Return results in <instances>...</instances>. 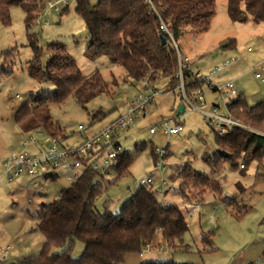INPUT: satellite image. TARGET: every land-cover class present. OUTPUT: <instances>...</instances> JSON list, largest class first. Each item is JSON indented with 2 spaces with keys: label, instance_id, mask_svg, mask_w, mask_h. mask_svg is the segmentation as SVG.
Listing matches in <instances>:
<instances>
[{
  "label": "rangeland",
  "instance_id": "374dc122",
  "mask_svg": "<svg viewBox=\"0 0 264 264\" xmlns=\"http://www.w3.org/2000/svg\"><path fill=\"white\" fill-rule=\"evenodd\" d=\"M97 1L91 0L92 3ZM67 6L63 14L62 9L45 14L42 9L29 31L36 35L42 48L41 64L47 63L51 45H64L83 74L90 75L98 70L107 85V91L84 106L74 96L49 105L52 120L66 137L61 142L71 145L80 142L84 134L93 128L122 113L126 100L132 98L142 83L129 78L121 65L112 63L106 56L96 59L85 56L88 33L83 20L75 12V0H68ZM24 19L22 8L13 6L10 9V24H0V70L11 67L13 71L10 76L0 77V174L4 159L11 152L22 150L21 143L28 138L14 121L15 110L29 100L31 92L55 88L50 82H40L27 72L33 51L28 45ZM232 41L233 47H223ZM175 42L182 59L188 64V70L198 75H208L226 59L233 57L235 60L213 75L209 85L203 83L201 94L205 103L199 104V109H191L179 88L167 90L168 78L156 82L158 88H164V92L155 98L144 117L137 118L120 134L122 147L133 154L135 160L129 172L119 178L113 180V176H106L107 180L99 179L103 188L96 199V207L101 212L105 209L118 212L140 187L139 180L152 173L155 178L153 190L160 203L177 204L187 219L186 246L172 248L158 234L141 253L128 254L124 264L158 260L178 264H253L264 249V160L252 161L244 173L227 165L213 170L202 157L216 153L215 134L219 128L210 123L200 110H208L212 104L224 107L232 101L235 95L225 94L223 99H216L219 91L211 90V85L219 89L231 80L249 106L264 101V81L255 77L256 72L264 76V24L251 18L244 22L232 21L227 14V0H216V13L209 29L194 32L184 25ZM8 51L12 52L6 60ZM236 64L241 65L238 78L230 74ZM184 95L191 97L192 94L189 96L185 92ZM180 104L184 105V110L177 115ZM100 111L104 113L102 118ZM176 116H179L183 126L178 134L166 137L160 130L153 134L149 132L150 127ZM79 125L84 127L81 133L76 132ZM35 137L39 148L44 149L47 134ZM161 149L166 154L162 159L165 168L160 171L155 168V161L156 150ZM30 152H36V148L30 149ZM186 164L217 179L221 189V195L211 192L205 195L202 202L192 201L199 208L190 215L184 207L190 202L184 204L182 196L177 193L181 167ZM161 179L165 182L163 191L159 192L156 187L160 186ZM41 183L40 187L32 189L26 176L14 182H8L4 175L0 176V262L4 264L35 258L40 252L44 237L37 229V213L41 204L57 199L61 188L68 185L64 175L55 180L44 179ZM188 188L186 193H190ZM230 197H235L231 204L226 201ZM208 232L213 233L211 247L201 241L202 233ZM83 249L82 242L74 241L71 256L77 258ZM62 250L63 247H52L50 253Z\"/></svg>",
  "mask_w": 264,
  "mask_h": 264
},
{
  "label": "trees",
  "instance_id": "16d2710c",
  "mask_svg": "<svg viewBox=\"0 0 264 264\" xmlns=\"http://www.w3.org/2000/svg\"><path fill=\"white\" fill-rule=\"evenodd\" d=\"M46 1L0 0V24H10L11 7L22 8L25 12L28 45L33 51L27 72L38 81L50 82L55 87L52 90L31 92L29 100L15 110V123L24 134L43 129L49 136L62 140L66 137L52 120L49 105L74 96L84 106L107 91V85L98 70L90 75L83 74L64 45H51L47 63L41 64L42 48L36 35L29 31L31 24L42 9L43 14L60 9L63 14L68 8L65 5L44 13ZM151 1L155 11L145 0H98L95 3L91 0H75V12L83 20L89 36L85 56L88 59L106 56L112 63L121 65L127 76L136 82L145 80L156 85L158 80L168 78L166 89L173 90L180 83L177 76L178 56L159 29V17L171 24L175 39L184 25L194 32L206 31L216 13V0ZM227 14L232 21L244 22L251 18L254 22L264 24V0H227ZM162 38L165 43H162ZM227 46L233 47L234 41L223 47ZM11 52L6 53V60ZM182 73L187 95L190 96L196 90L201 91L203 83L197 78V73L189 71L188 67ZM12 74L11 67L0 70V77ZM226 106L234 117L250 129L264 131V101L249 106L246 98L238 92ZM100 112L102 118L104 113ZM250 129L236 127L227 134L216 133V153L213 156L204 155L202 160L215 171L227 165L239 168L241 173L252 161L262 162L264 135ZM134 160L133 154L124 151L119 160L108 168L107 174L85 165L79 179L62 187L57 199L41 204L36 225L44 241L39 254L15 264H124L128 254L141 253L158 234L172 248L186 246L184 235L189 230L186 217L177 204L160 203L153 186L140 185L118 212L108 209L101 212L97 209L96 199L103 188L99 179L108 178V174L113 176V180L119 178L129 172ZM181 168L177 193L182 196L184 203L202 202L205 195L211 192L221 195L217 179L193 170L188 164ZM57 178V175L52 177ZM187 188L190 193H186ZM226 201L231 204L235 197ZM212 236V232L202 233L201 241L211 247ZM77 240L84 244V249L80 256L73 258L71 248ZM52 247H63V250L50 253ZM139 264L178 263L158 260Z\"/></svg>",
  "mask_w": 264,
  "mask_h": 264
},
{
  "label": "built area",
  "instance_id": "2783aa9c",
  "mask_svg": "<svg viewBox=\"0 0 264 264\" xmlns=\"http://www.w3.org/2000/svg\"><path fill=\"white\" fill-rule=\"evenodd\" d=\"M145 1L155 11L152 1ZM67 4L68 0H47L44 6V13L51 8L57 10ZM159 29L165 35L166 41L170 47H173L177 52L179 64L177 76L180 80L178 88L185 94L182 71L188 64L185 59H182L178 50L171 24L159 17ZM234 60L233 57L226 59L222 65L213 69L208 75L200 74L197 78L201 80L202 83H207L209 85L211 77ZM255 77L264 81V76L260 72H256ZM141 83V88H139L137 93L126 104L122 113L94 132L90 134L86 133L78 143L65 145L60 139L49 136L43 129H36L26 134L28 138L23 139L21 143L22 150L13 151L4 159L2 163V175H4L8 182H14L21 176H26L29 178L32 189H36L41 186L42 180H51L54 175H64L68 184L73 183L82 175L85 165L99 170L102 174H107L108 168L112 164H115L125 151L119 141L120 134L133 124L137 118L144 117L155 98L164 92V88H158L157 85L151 84L148 81L143 80ZM211 87L212 91L218 90L220 93L216 99H223L225 94L236 95L239 92L233 80L226 82V84L219 89L215 88L213 85H211ZM224 89H226V91H224ZM184 94L183 98L191 109H199V104L205 103L204 97L199 90L192 92L191 97H186ZM200 111L210 123H215L217 125L219 134H227L236 127L250 129L247 125H244L240 120L234 117L227 109L226 105L223 107L212 104L208 110ZM182 129L181 120L179 116H176L170 117L162 121V123L150 127L149 132L153 134L157 130H160L163 135L170 137L178 134ZM250 130L264 135V131ZM83 131L84 127L82 125H79L76 129V132L81 133ZM43 133L47 134V138L44 141V149H41L39 148V142L35 136ZM34 148H36V152H30V149ZM156 152L158 160L156 159L155 161V168L161 171L165 168L162 159L166 151L161 149L156 150ZM242 166L243 165H241V167ZM108 176H111V174H108ZM154 182L155 178L152 173L139 180L140 185L153 187ZM164 182L165 180L161 179V183H159L160 186L156 187L157 191H163L162 186ZM187 206L189 207L191 205L188 204ZM253 264H264V253L258 257Z\"/></svg>",
  "mask_w": 264,
  "mask_h": 264
},
{
  "label": "crops",
  "instance_id": "0c3cea01",
  "mask_svg": "<svg viewBox=\"0 0 264 264\" xmlns=\"http://www.w3.org/2000/svg\"><path fill=\"white\" fill-rule=\"evenodd\" d=\"M239 65L240 64H236V65H234L233 66V68L231 69V71H230V74H233V75H237L236 77L238 78L239 76H240V74H237L239 71H240V68H241V65H240V67H239ZM238 90V89H237ZM138 91V90H137ZM137 91L135 92V93H133L132 95L134 96L136 93H137ZM132 95H130V96H132ZM132 96V97H133ZM132 99V98H131ZM130 99V100H131ZM130 100H126V102H125V107H126V104L130 101ZM123 111V110H122ZM121 112V111H120ZM120 112H118V113H120ZM101 126H99V127H96V128H93L91 131H89L87 134H90V133H92V132H94L95 130H97L98 128H100ZM84 136H85V134H84ZM83 136V137H84ZM119 140H120V136H119ZM2 175V173L0 174V176ZM52 180H55V179H52ZM184 204H186V203H184ZM190 205L191 206H187V204H186V206L184 205V207L188 210V213H189V215L190 214H192L191 212H193V210L195 211V210H198V206L199 205H196V204H194V203H192V202H190ZM185 216V215H184ZM43 243V242H42ZM32 259V258H31Z\"/></svg>",
  "mask_w": 264,
  "mask_h": 264
},
{
  "label": "water",
  "instance_id": "95a60500",
  "mask_svg": "<svg viewBox=\"0 0 264 264\" xmlns=\"http://www.w3.org/2000/svg\"><path fill=\"white\" fill-rule=\"evenodd\" d=\"M162 43H165V39H164V38H162ZM183 110H184V105H183V104H180V105L178 106V109H177L176 114H177V115H180V114L183 112Z\"/></svg>",
  "mask_w": 264,
  "mask_h": 264
}]
</instances>
